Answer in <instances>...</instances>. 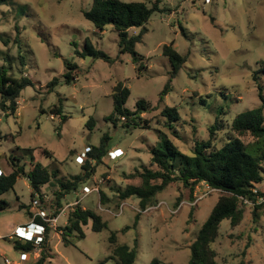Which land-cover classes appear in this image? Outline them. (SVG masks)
I'll list each match as a JSON object with an SVG mask.
<instances>
[{"label":"rangeland","instance_id":"374dc122","mask_svg":"<svg viewBox=\"0 0 264 264\" xmlns=\"http://www.w3.org/2000/svg\"><path fill=\"white\" fill-rule=\"evenodd\" d=\"M93 1L13 0L0 6V38L4 35L10 40L6 45L0 39V67L5 56L15 60L21 53L26 66L22 68L17 60L13 72L17 74L21 68L33 82L22 91L16 115L6 117L0 111V174L11 172L7 164L11 156L22 155L27 161L34 156L62 176L78 175L88 159L89 147L99 146L107 134L110 151L103 163L92 179L66 197L63 212L51 222L46 264H117L109 258L111 232H118L117 244L134 247L138 239L135 264H150L154 258L188 264L190 245L224 193L204 183L198 184L193 193L182 183H171L158 194L157 203L141 213L136 229L132 226L140 212L139 200L131 197L120 201L118 193L127 186L141 184L135 174L151 167L150 151L158 142L159 130L181 152L189 154L196 141L209 137L208 127L218 110H223L224 129L218 132L215 144L221 147L233 137L229 130L233 118L261 105L258 84L263 86L264 94V73H259L257 82L253 75L264 61V0H158L160 11L152 14L147 32L136 45L142 57L141 70L131 54L120 53L115 29L108 26L104 32L98 31L83 16L82 11L90 10ZM145 1L151 7L156 0ZM139 32L137 28L129 30L130 35ZM17 36L19 44L15 43ZM87 42L114 62L77 55L76 51L83 52ZM166 45L186 56L187 62L161 101L160 94L173 71L163 55ZM65 63L80 67L77 80L71 84L62 78ZM54 78L60 82L48 93L47 85ZM118 84L131 91L126 102L131 111L136 110L140 99L150 104L149 110L141 114L146 123L142 122L140 128L128 129L105 120L114 109L112 94ZM60 105L68 117L65 123L50 114V109ZM166 107L178 109L180 119L175 129L165 124L167 118L162 111ZM90 118L94 119L91 130L86 126ZM242 140L245 144L255 142L250 135ZM22 149L35 150L29 155ZM46 150L53 156L46 155ZM259 187L264 191V183ZM56 190L52 185L43 188L45 199H51ZM100 191L106 195L103 204ZM31 193L28 180L20 177L15 187L2 195L9 206L0 210V233L4 235L0 239V264H7L6 259L8 264H32L39 258L40 249L22 252L14 248L16 238H9L17 224L31 221L26 209L19 208L31 204ZM77 203L100 214L108 227L94 232L90 223L84 227L85 237L74 235L72 244L65 246L56 228L66 224L69 205ZM257 206L241 203L245 213L238 226L222 221L219 237L213 243L218 264H264V206ZM39 209L47 216L50 213L45 205ZM31 210L36 211L33 206ZM126 227L131 228L122 233Z\"/></svg>","mask_w":264,"mask_h":264},{"label":"trees","instance_id":"16d2710c","mask_svg":"<svg viewBox=\"0 0 264 264\" xmlns=\"http://www.w3.org/2000/svg\"><path fill=\"white\" fill-rule=\"evenodd\" d=\"M13 0H0V6L11 4ZM159 1L156 0L151 7L146 1L142 2H123L121 0H94L90 10L82 11L83 16L90 21L94 27L104 32L108 26L115 29L119 34L120 53L131 54L135 64L139 65V70L143 68L142 57L136 51V45L143 35L147 32L146 24L152 14L160 11ZM140 29L139 34L130 35V29ZM16 29H18L16 27ZM1 35L4 44L10 40H5ZM20 37L15 38V43H20ZM76 54L85 58L86 55H92L94 58L103 59L108 63L114 62L103 51L97 50L92 44L87 42L83 52L76 51ZM163 55L167 57L173 67L171 77L160 94V100L171 91L172 79L176 77L179 70L187 62V57L179 54L172 46H164ZM4 64L0 67V111L6 117L16 115L18 110V99L21 93L29 86H33L32 80L20 68L15 74L13 67L19 65L26 66V59L21 53L17 59L7 55L3 58ZM66 72L62 78L67 84L75 82L80 74V67L77 64L65 63ZM261 69L254 72L253 78L257 82L259 73H264V61L261 62ZM60 79L54 78L47 85V92L50 93L59 84ZM259 97L261 105L238 113L229 125V130L233 137L221 146L216 147V137L218 132L224 129L222 115L226 114L223 110H218L215 121L208 127L209 137L206 140L196 141L191 153L181 152L173 140L164 132L158 131V142L151 149V167H143L141 171H136L135 176L140 177V185L127 186L123 191L120 190L118 198L125 201L131 197L139 200L140 212L135 216L133 228H137L141 213L157 203L158 194L162 193L171 183H182L193 193L195 187L204 183L212 189L219 190L221 195L212 209L209 217L197 232V236L190 245V259L188 264H218L217 252L213 248V243L219 237V230L222 221L229 220L233 227L238 226L244 218V209L241 203L244 200L256 202L257 194L253 192L255 188L264 183V94L263 86L258 84ZM130 89L118 84L113 90L114 109L112 113L105 118L115 126L121 123L128 129L140 128L143 121L141 114L149 110L150 104L144 99L136 103V110L133 112L126 107V102L130 96ZM204 103V101H203ZM45 113L46 110H43ZM52 116L60 118L62 123L68 119L63 115L62 106H55L50 109ZM162 116L167 118L165 124L172 130L175 129V122L180 119L176 107H166L162 111ZM94 119L90 118L86 126L91 130ZM143 123V124H145ZM250 135L255 139L252 144H245L242 140L244 136ZM110 140L109 135H105L99 146H90L87 151L88 159L81 165L82 171L78 175L62 176L57 169H50L36 160L34 156L27 161L23 156L10 157L7 164L11 169L10 173L0 174V210L8 208L9 203L2 195L13 189L20 177L28 180L31 188V204L25 206L19 205V208H25L29 219H32L45 228L44 236L39 244L32 241H22L13 239L14 248L21 249L25 253H33L40 249L39 258L32 264H46L49 259L50 235L53 227L42 217L36 216L31 210L36 195L43 205L50 208L49 219L57 218L64 209L66 197L75 193L79 188L97 172V167L101 165L104 158L110 151L107 143ZM25 154H32L35 149H22ZM45 154L52 157L51 151L46 150ZM25 160V161H24ZM24 161L23 164H20ZM95 162V165L92 163ZM152 166H156L153 168ZM134 177V176H133ZM47 185L56 186L57 190L53 192V197L45 199L43 188ZM100 201L103 204L106 195L100 191ZM69 205V204H68ZM259 206L256 205L255 208ZM254 216L259 217L254 213ZM92 223V231L101 232L107 229V222L102 216L88 208H84L80 203L70 207L66 224L56 228L61 232L62 240L65 246L72 244V236L78 235L85 237L84 227ZM126 227L122 233L129 230ZM118 232H111L109 242L113 245L110 259L117 264H135L137 258L138 239L134 241V247L127 244H117ZM150 264H171L158 258L151 260ZM240 264H249L241 262Z\"/></svg>","mask_w":264,"mask_h":264},{"label":"built area","instance_id":"2783aa9c","mask_svg":"<svg viewBox=\"0 0 264 264\" xmlns=\"http://www.w3.org/2000/svg\"><path fill=\"white\" fill-rule=\"evenodd\" d=\"M261 185H259V186H261ZM259 186L253 190V192L255 194H257L256 202L244 200L245 203H247L249 205H263L264 206V191H262ZM41 205H43V204L41 203V201L39 199V194H37L35 200L33 201V207H35V209H36V211H34V213H33L34 218L36 216H40L46 222H49L50 224H51V222L57 221V218L49 219L47 216V213L44 210L39 209V207ZM69 206L72 207V204ZM44 232H45V228L42 225L37 224L32 219L31 223L17 227L14 230V232L9 236V238L10 239L17 238V239L22 240V241H32V242L36 241V244H39L41 242L43 236H44ZM31 233H32V235L30 236ZM5 262L8 264L9 260L6 259Z\"/></svg>","mask_w":264,"mask_h":264},{"label":"crops","instance_id":"0c3cea01","mask_svg":"<svg viewBox=\"0 0 264 264\" xmlns=\"http://www.w3.org/2000/svg\"><path fill=\"white\" fill-rule=\"evenodd\" d=\"M29 223H31V221H29L28 223H26V224H23V225H27V224H29ZM23 225H21V224H17L16 226H15V228L13 229V232H14V230L17 228V227H19V226H23ZM12 232V233H13ZM11 233V234H12ZM4 235H2L1 233H0V239L3 237ZM23 252V251H22Z\"/></svg>","mask_w":264,"mask_h":264},{"label":"bare ground","instance_id":"6f19581e","mask_svg":"<svg viewBox=\"0 0 264 264\" xmlns=\"http://www.w3.org/2000/svg\"><path fill=\"white\" fill-rule=\"evenodd\" d=\"M32 235V233L30 234V236Z\"/></svg>","mask_w":264,"mask_h":264}]
</instances>
